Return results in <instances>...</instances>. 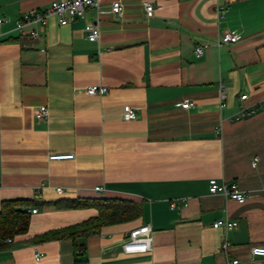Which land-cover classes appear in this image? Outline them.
Listing matches in <instances>:
<instances>
[{
    "label": "crops",
    "instance_id": "obj_1",
    "mask_svg": "<svg viewBox=\"0 0 264 264\" xmlns=\"http://www.w3.org/2000/svg\"><path fill=\"white\" fill-rule=\"evenodd\" d=\"M53 1L0 0V204H38L0 264H75L71 239L26 241L95 216L48 204L86 198L129 200L142 215L80 238L79 264H264L250 255L264 247V108L235 119L264 106V0H99L71 24L51 18L36 39L14 30ZM114 2L121 16L111 14ZM144 2L155 6L152 18ZM226 32L240 40L218 47ZM91 85L108 91L88 96ZM185 101L194 106L183 110ZM42 106L47 117L37 120ZM125 106L135 120L122 119ZM54 154L74 158L48 161ZM210 179L236 183L246 201L209 194ZM225 220L236 227H212ZM143 225L151 251L124 254L126 235Z\"/></svg>",
    "mask_w": 264,
    "mask_h": 264
},
{
    "label": "built area",
    "instance_id": "obj_2",
    "mask_svg": "<svg viewBox=\"0 0 264 264\" xmlns=\"http://www.w3.org/2000/svg\"><path fill=\"white\" fill-rule=\"evenodd\" d=\"M99 0H60L53 1L44 10H30L29 12L23 14V16L14 23V30L20 35L28 39H36L38 37V30L44 31L47 27L48 21L51 18L57 19L59 25L64 26L75 22L76 20H81L84 18L87 9H98ZM143 8L145 16L147 18H152L155 14L156 8L152 2H144ZM111 14L115 16H121L122 6L119 2H114L110 9ZM217 14L223 16L225 13L222 7L216 8ZM6 21L0 18V26H2ZM84 33L89 42H97L99 40V29L96 25L92 23H87L84 26ZM1 37V35H0ZM240 40V36L234 32H226L219 36L217 40V46L220 47L224 44H235ZM203 53V48L196 47L194 54L199 57ZM108 89L100 85H91L85 88V93L88 96H102L107 93ZM221 99H224V94L221 93ZM194 106V103L185 101L180 104L183 110L190 109ZM264 108V106H259L258 108L252 110H241V112L236 116V120L241 118L249 117L255 114L258 110ZM34 116L37 120H42L47 117V107L42 106L37 111H35ZM137 118V113L135 109L130 106H125L123 108L122 119L124 121H132ZM73 154L61 155L54 154L48 157L50 162H61L73 160ZM258 163V158H253L251 162L252 168H256ZM96 191H100L99 188H95ZM57 193H62L61 188H56ZM208 192L209 194H218L224 198L234 201L238 204H243L246 201L245 194L240 190L238 185L234 182H218L215 179H210L208 181ZM36 209H28L27 212L31 214L36 213ZM214 229L223 228L225 232H228L236 227L235 222L217 221L212 224ZM151 228L149 225H143L138 228L131 230L125 237L122 251L126 255H139L151 251ZM11 242L8 240V243ZM228 247L227 243L223 245L224 250ZM250 255L254 258H264V247L263 246H252L250 248ZM42 255L39 252L34 253V259L39 261ZM239 261L232 259L226 262V264H238Z\"/></svg>",
    "mask_w": 264,
    "mask_h": 264
},
{
    "label": "trees",
    "instance_id": "obj_3",
    "mask_svg": "<svg viewBox=\"0 0 264 264\" xmlns=\"http://www.w3.org/2000/svg\"><path fill=\"white\" fill-rule=\"evenodd\" d=\"M55 211L95 209L97 214L80 223L64 228L49 230L35 236L26 243H45L49 241L71 239L74 250V263L84 262L81 259L83 246L80 238L96 234L103 227L123 224L142 215L141 206L135 202L121 199H61L48 203ZM38 206L28 200L3 201L0 204V251L10 249L14 239L27 233L31 213L28 209ZM8 240L11 242L8 243Z\"/></svg>",
    "mask_w": 264,
    "mask_h": 264
}]
</instances>
